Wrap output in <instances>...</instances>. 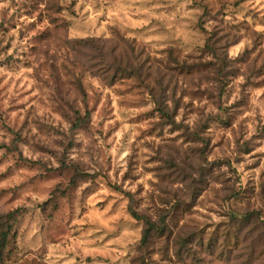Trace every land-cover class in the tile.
Masks as SVG:
<instances>
[{
	"label": "rangeland",
	"instance_id": "obj_1",
	"mask_svg": "<svg viewBox=\"0 0 264 264\" xmlns=\"http://www.w3.org/2000/svg\"><path fill=\"white\" fill-rule=\"evenodd\" d=\"M13 211L0 264H264V0H0Z\"/></svg>",
	"mask_w": 264,
	"mask_h": 264
},
{
	"label": "trees",
	"instance_id": "obj_2",
	"mask_svg": "<svg viewBox=\"0 0 264 264\" xmlns=\"http://www.w3.org/2000/svg\"><path fill=\"white\" fill-rule=\"evenodd\" d=\"M18 212L13 211L10 213H7L5 215H0V262L3 259L2 252L5 250L7 247L8 239L11 234V230L13 228V225L17 222L18 219ZM130 213L132 214L133 217H135L137 220H142L145 223V230H144V235L142 238V243H147L148 238L150 237V234L154 231L157 230V225L152 222L151 220L144 218L137 214L131 207H130ZM253 213L247 214L244 218H240L239 220L232 216L231 219L233 221L242 227L244 224L251 223V221L254 219L253 218Z\"/></svg>",
	"mask_w": 264,
	"mask_h": 264
}]
</instances>
